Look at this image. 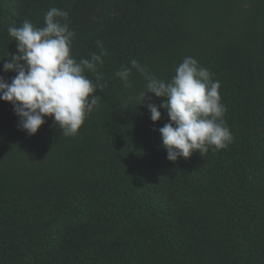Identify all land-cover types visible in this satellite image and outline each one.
<instances>
[{"label":"trees","instance_id":"obj_1","mask_svg":"<svg viewBox=\"0 0 264 264\" xmlns=\"http://www.w3.org/2000/svg\"><path fill=\"white\" fill-rule=\"evenodd\" d=\"M68 12L79 61L101 49L98 107L75 138L53 117L34 135L0 100V264H264V0H0V76L17 42ZM187 56L221 83L226 149L167 159L132 69L170 82ZM3 60V61H2ZM85 75L96 82L92 72ZM148 97H151L149 100Z\"/></svg>","mask_w":264,"mask_h":264},{"label":"clouds","instance_id":"obj_2","mask_svg":"<svg viewBox=\"0 0 264 264\" xmlns=\"http://www.w3.org/2000/svg\"><path fill=\"white\" fill-rule=\"evenodd\" d=\"M67 11L50 8L44 16V27L37 28L25 20L22 25L8 27V34L17 42V53L8 54L4 72H15L11 83L0 76V100L10 103L19 118V127L34 135L53 117L66 137L75 138L86 119L98 107L96 92L105 85L98 66L108 53L97 41L100 53L77 61L71 54L75 32L70 28ZM3 61V60H2ZM131 67H123L115 75L130 87L132 69L146 81V91L139 96L143 104L147 93L166 98L160 106L147 103L153 122L161 119L160 107L167 110L170 122L159 129L167 159L189 158L194 152L201 156L210 148L226 149L233 135L225 125L226 107L221 102V83L211 79L210 71L187 56L176 67L170 82H165L132 59ZM92 72L96 82L85 72ZM150 100L151 97H148Z\"/></svg>","mask_w":264,"mask_h":264}]
</instances>
